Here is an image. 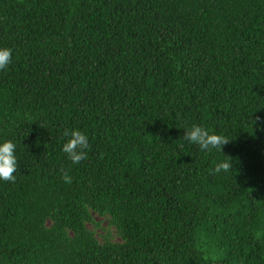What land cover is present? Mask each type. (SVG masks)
<instances>
[{"label":"trees","instance_id":"obj_1","mask_svg":"<svg viewBox=\"0 0 264 264\" xmlns=\"http://www.w3.org/2000/svg\"><path fill=\"white\" fill-rule=\"evenodd\" d=\"M2 47L0 264H264V0H0Z\"/></svg>","mask_w":264,"mask_h":264},{"label":"clouds","instance_id":"obj_2","mask_svg":"<svg viewBox=\"0 0 264 264\" xmlns=\"http://www.w3.org/2000/svg\"><path fill=\"white\" fill-rule=\"evenodd\" d=\"M12 62V50L7 47L0 48V69H5ZM257 120L260 118L257 117ZM63 135L67 137L62 146V151L67 155L73 164H78L87 159L88 149L90 148L89 139L85 132L72 129H65ZM183 139L190 143L199 145L201 150H211L213 148L222 153V146L229 143L230 139L226 136L209 132L200 125H193L184 131ZM223 162L218 163L213 171L220 173L222 170L228 172L233 168L232 160L226 156ZM18 161L16 156V144L11 140L0 142V180L15 182L14 173L17 171ZM62 179L65 183H71V177L66 170H62Z\"/></svg>","mask_w":264,"mask_h":264},{"label":"rangeland","instance_id":"obj_3","mask_svg":"<svg viewBox=\"0 0 264 264\" xmlns=\"http://www.w3.org/2000/svg\"><path fill=\"white\" fill-rule=\"evenodd\" d=\"M96 218H98V217H96Z\"/></svg>","mask_w":264,"mask_h":264}]
</instances>
